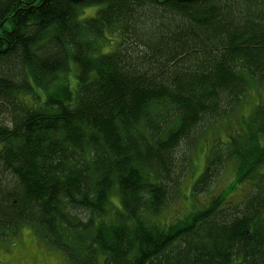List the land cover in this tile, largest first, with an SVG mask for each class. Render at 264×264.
<instances>
[{
    "label": "trees",
    "instance_id": "obj_1",
    "mask_svg": "<svg viewBox=\"0 0 264 264\" xmlns=\"http://www.w3.org/2000/svg\"><path fill=\"white\" fill-rule=\"evenodd\" d=\"M262 88L264 0H0V240L29 225L68 264H264V101L192 187L231 162L241 199L161 217L197 128Z\"/></svg>",
    "mask_w": 264,
    "mask_h": 264
},
{
    "label": "rangeland",
    "instance_id": "obj_2",
    "mask_svg": "<svg viewBox=\"0 0 264 264\" xmlns=\"http://www.w3.org/2000/svg\"><path fill=\"white\" fill-rule=\"evenodd\" d=\"M92 12L90 9L85 11L87 14ZM113 46L112 44L105 45V50ZM263 101L264 88L259 91L249 89L241 105L231 110L227 117L205 121L197 128L194 144L188 148L184 164L178 170L181 172V179L177 194L173 196L162 214L163 220L184 212L186 208L190 210L194 208L193 205L207 202L209 197L219 192H225L230 201L241 199L242 194L248 190V184L236 181L234 166L231 162H226L225 165L216 169L208 188L204 186L202 193L194 195L192 187L195 180L206 169L209 158L217 151L218 143L226 142L229 139L228 132L238 130L239 121L242 118L247 120L254 105ZM239 125L243 131L246 130L245 124L240 123ZM0 264H68V262L59 250L47 246L34 234L29 225H24L17 231V234L9 239L0 240Z\"/></svg>",
    "mask_w": 264,
    "mask_h": 264
}]
</instances>
